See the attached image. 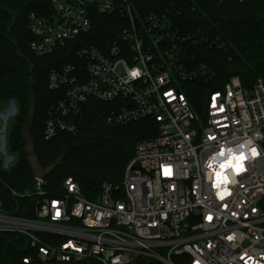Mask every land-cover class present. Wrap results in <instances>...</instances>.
Masks as SVG:
<instances>
[{
  "label": "built area",
  "instance_id": "obj_1",
  "mask_svg": "<svg viewBox=\"0 0 264 264\" xmlns=\"http://www.w3.org/2000/svg\"><path fill=\"white\" fill-rule=\"evenodd\" d=\"M50 1L52 18L29 15L30 47L47 55L69 46L74 54L48 73L57 97L44 138L75 134L92 100L110 104V124L151 119L155 136L135 143L120 182H103L93 200L71 177L60 194L34 178L32 216L0 204V232L26 235L42 262L264 264V80L244 87L232 76L195 109L182 84L213 72L184 61L194 35L177 26L179 0L148 9L135 0ZM95 14L119 16V33L79 43ZM241 154L244 171L224 167Z\"/></svg>",
  "mask_w": 264,
  "mask_h": 264
},
{
  "label": "trees",
  "instance_id": "obj_2",
  "mask_svg": "<svg viewBox=\"0 0 264 264\" xmlns=\"http://www.w3.org/2000/svg\"><path fill=\"white\" fill-rule=\"evenodd\" d=\"M163 0H135L143 9ZM175 20L180 30L194 36L184 43V61L189 68L205 64L213 76L182 84L193 108L207 92L220 89L232 76L244 87L257 78L264 80V0H179ZM53 17L50 0H0V103L14 100L16 113L8 136L9 148L17 153L16 163L4 169L0 161V204L2 210L21 216H32L27 206L33 198L27 192L34 187V176L24 152L22 132L33 113L30 135L34 153L44 168L55 164L45 180L49 194L64 192V180L71 177L82 195L93 200L101 184L120 182L134 154V145L155 136V123L139 119L129 123L110 124V104L90 101L79 118L75 134L60 132L44 138L48 108L57 94L48 87V73L73 60L74 49L62 47L51 54L36 55L30 42L29 15ZM119 16L95 14L90 31L79 43L96 44L115 37L121 26ZM26 211V212H25ZM28 259L27 262L23 259ZM0 264H95L93 259L42 262L26 235L0 232Z\"/></svg>",
  "mask_w": 264,
  "mask_h": 264
},
{
  "label": "rangeland",
  "instance_id": "obj_3",
  "mask_svg": "<svg viewBox=\"0 0 264 264\" xmlns=\"http://www.w3.org/2000/svg\"><path fill=\"white\" fill-rule=\"evenodd\" d=\"M11 102L12 105H11ZM7 106H9L7 108ZM17 104L14 100H8L0 103V136L4 142V146L1 145L0 141V161L4 169L12 167L17 160V153L12 152L9 148L8 136L10 132L11 123L16 113ZM6 164V166H5Z\"/></svg>",
  "mask_w": 264,
  "mask_h": 264
},
{
  "label": "water",
  "instance_id": "obj_4",
  "mask_svg": "<svg viewBox=\"0 0 264 264\" xmlns=\"http://www.w3.org/2000/svg\"><path fill=\"white\" fill-rule=\"evenodd\" d=\"M12 103L13 102H11V105ZM32 118H33V113L31 112L25 121V126L22 132V137L25 143L24 152L27 155V161L29 163V166L31 168L34 178L44 179L45 176L49 172H51V170L55 167V164H52L44 168L38 162V159L34 153V140L32 139L30 135V127H31ZM135 167H137V164H135Z\"/></svg>",
  "mask_w": 264,
  "mask_h": 264
},
{
  "label": "snow or ice",
  "instance_id": "obj_5",
  "mask_svg": "<svg viewBox=\"0 0 264 264\" xmlns=\"http://www.w3.org/2000/svg\"><path fill=\"white\" fill-rule=\"evenodd\" d=\"M246 159V157H244L242 154L238 157H234L232 161H229V164L228 165H225L224 167H233L234 170L239 173V172H242L244 171V168H243V161ZM234 161V162H233ZM216 176H217V180H219L220 176H221V173H216ZM221 199H223V196L221 197Z\"/></svg>",
  "mask_w": 264,
  "mask_h": 264
},
{
  "label": "crops",
  "instance_id": "obj_6",
  "mask_svg": "<svg viewBox=\"0 0 264 264\" xmlns=\"http://www.w3.org/2000/svg\"><path fill=\"white\" fill-rule=\"evenodd\" d=\"M9 106H7V108H8ZM0 140H1V136H0Z\"/></svg>",
  "mask_w": 264,
  "mask_h": 264
}]
</instances>
